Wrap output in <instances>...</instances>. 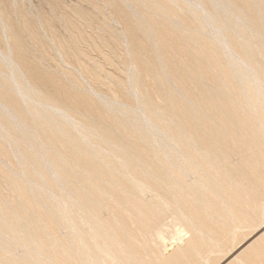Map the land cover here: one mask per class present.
Wrapping results in <instances>:
<instances>
[{
	"label": "rangeland",
	"instance_id": "1",
	"mask_svg": "<svg viewBox=\"0 0 264 264\" xmlns=\"http://www.w3.org/2000/svg\"><path fill=\"white\" fill-rule=\"evenodd\" d=\"M8 1H5L4 4V0H0V62L7 67L4 73L5 77H8L11 72L19 73L20 77L24 79L26 87H31L32 91L37 93L33 102L41 104L43 102L40 100L47 101L52 109H55L53 106L62 108L66 113L61 111L68 116L67 119L73 126H78L77 123L80 122L101 125L103 128L100 134L107 133L111 139L118 143L123 140L125 145L131 147V155L134 157L142 155L144 160L151 162V167L154 164L159 168L161 166V161H153V164L152 157L158 151L154 142L158 141L161 149L166 150L169 140L163 142L166 146L160 142L167 140L164 135H170L173 138L175 135L177 136L178 140L174 143L176 145L171 146V153L178 154L179 151L189 157L197 155L195 147L182 148V140L191 137L192 132L197 128L192 123L186 125L188 120L179 118L178 109L185 105L194 113L204 112L206 120H213L210 117L211 113L205 112L207 105L195 101L193 99L196 98L194 92V97L187 99L185 92H190V88L198 90L197 93L203 88L211 91L221 89L220 73H213L211 81L206 83L202 82L200 74L195 72L193 63L196 50L191 45L195 39V34L191 31L195 26L193 24L191 28L188 26L189 24L186 25V22H182L188 17L200 14L204 9L202 4L199 7L196 0H177L182 6V9L180 6L179 9L176 5L171 4L172 0H162V5L171 4L168 10H175L173 14L171 11V13L166 11L167 15L174 16L170 19L171 21L169 20L171 25L166 24V20L163 18L156 16H152L150 21H155V26L164 27L163 31L168 32L169 29H172L176 31V34L171 36L164 31L160 37L153 38L155 32L152 36L150 35L154 29L150 28L149 24L142 22V27L136 26L139 23L138 19L140 20L136 14L142 12L138 11L137 13V10L145 11V1L147 0H136L140 9L136 8L134 4L127 5L124 0H53L58 7L55 11L53 10L54 12L51 11V5L46 0ZM9 3L11 7L15 5L14 9L22 7L23 10L4 11L3 5ZM263 6H257L256 3L251 4V8H257L264 21ZM216 7H220L219 3L216 4ZM183 8L188 9L187 12L190 13H187ZM131 15L133 19H129ZM206 17L210 18L208 15ZM211 18L217 20V24L222 28L226 27L229 22L224 16ZM247 19V17L238 19L237 26H242L244 20L246 25ZM262 20L248 27L247 34L253 37ZM201 22L205 23L202 20ZM204 25L206 26V24ZM205 36L212 44H215L218 39L221 42L220 45H225L224 38L218 33H206ZM156 39L163 52V58L154 52ZM225 40L226 43L229 42L228 37ZM188 44L190 46H187ZM186 46L189 47L188 54L190 56H187ZM251 46L243 49L242 54L240 53L238 56H246L245 54L252 50L259 51L264 47V38H255V42ZM219 51V48L215 47V50L213 49L211 52L217 55ZM183 52L186 54H182ZM259 56L256 64L264 62V54L260 53ZM227 58L219 56L218 63L223 65ZM163 61L165 65L160 64ZM254 65V63L248 64L244 69L245 72L249 73ZM236 70V66H230L226 72L232 75ZM182 71L187 74L186 78H188L191 87H180L175 79L168 81L170 73ZM161 80L163 85L160 83ZM159 85L163 86L166 92L175 95L176 99L169 100L165 94H156L155 89ZM27 97L32 99L29 94ZM145 100L148 101V106H145ZM214 105L216 108L221 107V103ZM102 110L110 112L109 115L106 113L104 118ZM152 111L158 115L159 119L151 118ZM134 114L139 115V119H135ZM14 117L17 118L16 115L12 116L13 119H15ZM9 118L6 117V120L0 123V210L9 211L11 214L5 216L4 219H7L5 222L3 218H0V223H2L1 220L4 222V225H2L3 223L0 225L4 230L12 232L21 224H34L42 234H47V238L37 242L40 244L39 246L29 241L26 235L24 237L21 235L22 238L19 235L20 241L18 238H12L14 244L10 243L12 246H9L7 253L0 260L4 261L8 257L23 258L22 253L28 248L40 247L44 251L45 247H49V244L56 242L59 237L61 240H65L64 243L67 245L79 238L82 240L86 236L89 238L94 233L92 231L93 224L91 227L83 228V232L79 233L75 230L79 227V225H75L78 222L71 221L69 215H66L63 221L56 218L57 209L49 207V202L55 204L52 191L63 192L66 188L64 183H55L49 179L44 183L35 181L36 184L31 189L29 180L25 178L28 182L24 181V175V177H28L29 174L36 171V163L41 161L37 156L39 151L29 156L26 152L22 153V150L27 148V141H20L17 133L11 130L1 129V125H7L6 122H13ZM119 120H122L125 127L120 125L121 123L119 124ZM218 121V124H214L213 131L223 126L224 121ZM69 122L68 124L66 122V125H72ZM147 125H155L156 129L153 131ZM185 128H188V131ZM125 129L128 130V134ZM140 131L146 134L148 144L138 135ZM249 144H240L241 148L235 151L230 150L231 152L225 157L216 160L218 163L215 167L223 170L225 174L224 184L229 177H237L239 183L224 185V188L217 189L215 197H212L215 199L214 201H205L202 198L196 201L197 205L195 206L198 207V214L202 221L195 220L191 223L190 219L184 220L179 212H174L173 206L163 205L165 215L163 214L157 224L149 225L148 248L141 260L151 264L156 257L161 264H230L236 256L241 255L246 248L264 236V186H261L264 183V174L255 171L251 155L252 151L258 147L255 145L250 147ZM12 145H15L17 152H13ZM228 147L229 145L225 148L228 149ZM118 148L119 146H116V150ZM225 148L224 143L215 145L211 148V154L224 151ZM258 161L255 162L257 169L263 167L264 157L259 156ZM166 162L171 161L168 159L163 164ZM43 167L47 170V174L52 172L50 164L48 166L43 164ZM139 169H141L139 160L133 159L120 172L129 173ZM220 170H211L209 175L213 177L221 175ZM74 173V171L68 172L69 176ZM205 173H208V170L201 168L185 171L183 176L174 174L175 177H173V175L170 176L165 174V171H161L158 174L164 180L160 177L161 181L158 180L164 187H169L171 184H175L177 187L192 186V183L196 181L195 176H202ZM76 174L79 176L80 173ZM46 176L48 177V175ZM19 189H23L25 197L19 194ZM143 189V196L138 195L134 203L146 204L151 200H156V195L153 197L148 188ZM173 191L182 194L186 192L176 189ZM163 195L167 196L163 191L160 192V196ZM160 196L159 198H161ZM68 198L69 196L64 198L65 200L57 201L59 210L60 208L68 209L66 203ZM216 198L224 199V203ZM229 199L236 202L237 206L233 207L232 203L229 204L227 202ZM124 205L119 208H125ZM56 208L58 207L56 206ZM105 211L104 215L99 214L102 220L110 215L109 210L106 211L107 213ZM42 212H46L52 221L40 220L39 216ZM90 216L91 214L87 220L94 219V228L101 227L99 224L104 225L105 220L110 219L108 216L103 222L99 216L98 219L96 217L92 219ZM97 221L100 223L98 224ZM50 227H52V230L50 229L52 234L47 232ZM53 230L56 234L58 233V236ZM71 232H74V235H69ZM54 236L57 237V240ZM60 238L59 242L63 243ZM10 240L11 238L9 242L12 241ZM1 241L3 240L1 239ZM6 241L8 240L6 239ZM97 242L100 243L101 239H98ZM93 243H88V246ZM117 246L115 245L116 249H118ZM119 249H122L121 245ZM93 252L99 254L98 258L82 257L84 264H121L115 261L113 253L106 248L96 247ZM58 254L56 252V255ZM65 257L63 255V258ZM24 258L29 262L32 256L27 255ZM179 261L181 262L179 263ZM128 262L130 263L132 260H128ZM260 264H264V262Z\"/></svg>",
	"mask_w": 264,
	"mask_h": 264
},
{
	"label": "bare ground",
	"instance_id": "2",
	"mask_svg": "<svg viewBox=\"0 0 264 264\" xmlns=\"http://www.w3.org/2000/svg\"><path fill=\"white\" fill-rule=\"evenodd\" d=\"M5 1H8V0H4V4H5ZM46 1H48L50 3L51 8H52L51 11H53V10L55 11L58 8L56 5L57 3L55 4L53 0H46ZM124 1L127 3V5L128 4L129 5L134 4L135 7L138 8V4H137L136 0H124ZM208 1L210 4L209 6H212V8H220L221 11L220 12H216V11L212 12V11L206 10V9L204 11V9H203L202 12L200 13L201 15L198 14L194 18L188 17L186 19V21L182 20L183 23L186 22L185 23L186 25L189 24L188 26H191V25H193V19H195V20H197L196 22L201 23L203 26H205L204 24H206V26H205L206 29H204V30H206L205 32L207 34L218 33L219 35H221L224 38L225 45H220L221 42L218 39H216L217 40L216 43L213 44L214 50H215V47H218L220 50V53H221L220 56L222 55L226 58L227 57H229V58H227L224 61L225 65L219 64L220 66L219 65L215 66L212 64L214 67L212 68V70L210 69V72L208 74L210 75L211 71L214 72L215 74L220 73V78L222 79L223 74L227 73L226 69H228L230 66H236L237 68L239 67L238 70L240 69L243 71H245L244 69H246L247 68L246 66H248V64H250V63H254L255 64L254 67L258 66L259 64H256V62H258V60H259L260 53L264 54V47L260 48L259 51H255L254 54L249 52L250 54H248L246 56H238V55H240V52L242 50L240 51L239 48H238V50H236V48H234V47H237L240 44L241 46L244 45L243 49L250 48V47H252L251 45L255 42V38H258L259 36L261 39L264 38V34H261V33L260 34L255 33L256 35H254L253 37L250 36L249 34H247V32H246L247 26H245V20L243 21L242 26H240V25L237 26V20L238 19H244V17H247L244 15L245 13H248L247 14L248 18L256 19V21L262 20V19H259V12H258L257 8L256 9H254V7L251 8V4L256 3L257 6H263L264 0H224V3H222V0H219V1L208 0ZM145 2H146L145 8L147 11L145 10L146 11L145 12L144 10H141L140 7L138 8L140 10H137V13H138V11H142V12L139 14H136V17L140 18V20L138 19L137 22H139V23H137L138 25H136V26L142 27L143 25H141V23L146 22L147 24H149L148 26L150 28L154 29V31L150 33L151 36L154 34V32L160 31V33H162L165 31V30L163 31L164 27L155 26L154 25L155 21H152V20L150 21V19L153 18L152 16L163 18L164 20H166V24L171 25L170 19L174 18V16H172V14L175 12V10H172V11L168 10L170 8L169 5L173 4V5H176L178 8H179V6H180V8L182 7L181 4H179L177 0H174V1L172 0L171 4H168V5L167 4L162 5L161 4L162 0H147ZM243 2H246V4H244L245 5L244 6L245 7L244 13L242 15H238V14L234 13V15H233L232 14V11L234 10L233 8H236V6H238V5H243ZM196 3L199 4V7L201 4L203 6L202 0H196ZM218 3H219L220 7H216V4H218ZM12 5H13V3H12ZM14 6L11 7L10 3H9L7 5H3V9H4V11H6V10H8V11L9 10L10 11L15 10L16 11L17 7H15L16 9H14ZM213 6H215V7H213ZM221 6H224L223 7L224 9H221L222 8ZM184 8H186V7H184ZM203 8H204V6H203ZM132 9H133V7H132ZM253 9H254V11H253ZM17 10L21 11V10H23V8L20 7ZM184 10H186V12H187L188 9H184ZM184 10H183V12H185ZM8 11H7V13H8ZM166 11H168L167 13L172 12V14L167 15ZM149 12H151V13H149ZM150 15H151V17H150ZM207 15L210 16V18L206 17ZM216 16L217 17L224 16L227 18V20L229 22L227 23L226 27H224V30L228 29L230 31V33L224 34V31L222 30V28L217 24V22H216L217 20H214L213 18H211V17H216ZM131 17L129 19H133L132 15H131ZM201 20L204 21L205 23L203 24L201 22ZM262 23H264L263 20H262ZM191 28H192V26H191ZM247 35H248V38H246L245 43L241 44L242 40H244L243 36L246 37ZM231 36L233 37V39H231ZM152 37L154 38L155 36L153 35ZM226 37H228V39H229L228 43H226V40H225ZM156 44L159 47L158 49H160L159 43H157V39H156ZM233 45H235V46H233ZM187 46H190V45L188 44ZM187 46L185 48H186V53L188 54L189 47H187ZM158 49L154 44V52L156 54H159ZM212 50L213 49L211 46H209V48L207 49V51H212ZM186 53L183 52L182 54H186ZM256 54H257V58L255 57ZM187 56H190V54H188ZM159 57L163 58V56H159ZM196 58H198V57H196ZM214 60L216 62H218V58L216 56H214L213 60L207 59L206 62H209V64H210L211 62L213 63ZM160 64L165 65V62L164 61L160 62ZM262 64H263V68L261 69L260 74H261V76H264V62ZM5 69H7V67L3 66L2 63L0 62V123L5 121L6 117H10L9 119H12L13 122H10V123L6 122L7 125H1V129L4 130L6 128L8 130H11V131L17 133L20 141H23V140L27 141V148L25 150H22V153L26 152L27 156H29L30 154H32L36 151L44 149V146H43L44 136H42L41 129H39L37 126L41 125L43 128H47L48 125H56L55 121H57V120H60V122L62 124H66V122L68 124V122H69L67 119L68 116L65 114L66 112L58 106H53V107H55V109H52V106L47 101L40 100L41 102H43L41 104L33 102L32 100L36 99L37 93H35V91H32L31 87H29V88H28V86L26 87V85L23 81L24 79H22L20 77L19 73L15 74V73L11 72V74H9L8 77H5L4 76ZM256 74L257 73H254V71H252V73L250 71L249 74H246L249 76L248 79H250V81H251V85L246 91H244V90L239 91L240 89L237 90L235 86L233 87L232 85H229V81H227V79L229 78V76H228L229 74H224V79H222L223 81L220 80L221 88L224 85V87H223L225 90L224 92L228 93L229 96H232L235 98L237 97L235 102H230V104H228V105L230 107H232V105L233 106L238 105L241 108H246V110L250 111L253 114L252 117L250 116V121L247 122L245 125L241 126V131L245 132L248 135V137H246L244 139L241 138L240 139L241 141H239L237 137H234V139L232 137H227L226 140L229 143H226V141L221 142V143H224V148L228 144H231V146L236 150L241 148L240 144H244V143H246V144L250 143L248 145L250 147H252L254 145H255V147H258L257 149L252 151L251 158H252V161L254 163L255 171L257 170V171L262 172V174H264V164H262L263 167H261L259 169H257L258 167L256 165V163L259 162L258 157L259 156L264 157V83L261 81L258 82V77H257L258 75H256ZM186 75L187 74L184 75L183 72H182L181 76L177 75L176 72H172L169 75L168 81L175 79L179 83L180 87H183V86L184 87H188V86L191 87V85H189L190 82L187 80L188 78H186ZM178 76H180V78ZM201 77H203V73H200V78ZM243 78L241 80H243ZM210 81H211V79L208 77V78H206V80H203L202 82L209 83ZM160 83H161V85H163L162 80ZM161 85H159L158 88L155 89L156 94H158V95L159 94H165L167 96V99H169V100L172 98L176 99L175 95H173L172 93L166 92V90H164L163 86H161ZM226 88H227V90H226ZM253 90L255 92H252V93H255V96H256L254 103L252 101L251 102L246 101L247 95H249V92H251ZM189 91L190 92H185L187 99L188 98L191 99L193 96V92H194V96L196 98H193V99L195 101H197L198 103H204V101L202 100L201 92L197 93L198 90L195 91L192 88H190ZM28 94L31 96L32 99L27 97ZM244 96H245V98H244ZM9 98H11L10 102L8 101ZM67 99L69 100V97ZM70 99H72V98H70ZM198 99H199V101H198ZM241 99H244V101H243L244 103L241 102ZM70 102L73 103L71 100H70ZM218 103H222V102L220 100H216V102H214L213 104H218ZM145 106H148V101H146V100H145ZM214 106H216V105L207 104V106L205 107V112L206 111L210 112L211 113L210 117H212L213 120L207 119L206 122L205 121L203 122L204 125H199V127H197L196 118H198V117L204 118V117L200 116L198 113L197 114L192 113V114H189V116L184 117V119L186 118V120H188V123L186 125H188L189 123H190V125H191V123L195 124L194 126L199 129L198 131H202L204 133L211 134L213 131L214 124L215 123L218 124V122H219L218 120L224 121L223 120L225 118L224 116H226L225 114L223 115V117H220V115H217V111H215V109H217V110H219V109L214 107ZM221 106H222V104H221ZM180 107L182 108L183 106H180ZM184 107L186 108L185 105H184ZM57 109H58V111H57ZM61 110H63V112H65V113H63ZM259 110H261L260 113H259ZM102 111H103L102 114L104 113L103 114L104 118H105L106 113L108 115L110 113V112H106L105 110H102ZM152 113H153L151 116L152 119H159L157 114H154L153 111H152ZM200 113L203 114L204 112H200ZM40 114L49 115V117H48L49 121H46L44 119V122H42V121L36 122L35 120L38 119V117H40ZM56 114H58V115H56ZM230 114H232V113L230 112ZM15 115L17 116V118L14 117L15 119H13L12 116H15ZM177 115H179V118L182 117L179 113H177ZM227 115H229V114H227ZM203 116H205V114ZM207 116H208V114H207ZM139 117H140L139 115L134 114L135 119H139ZM69 124H72V123L69 122ZM119 124L123 125L124 123L122 122V120L121 121L119 120ZM26 125H29V126L25 127ZM77 125L78 126H73V124H72V125H68V127L70 128V130L72 131V134L74 136H77L78 138H80V140H85L84 143L87 144V149L92 150L93 144L96 145V148H94L93 150L95 152H97V159H99V160L100 159L101 160L108 159L110 161H114L115 163L118 162V158H116L114 156V153H113L116 150V146H119L118 142L112 141V142H110L109 146L104 145V144L102 145V141L99 138H97L98 135L100 136L101 130L103 128L101 125H100V127L96 126V125H86L85 126V125H83V122L77 123ZM147 126H149L151 128V130H153V131H154V129H156L155 125H147ZM63 127H65V125ZM188 128L187 129L185 128V129L188 131ZM88 131H90L92 134H95L96 136L95 137L91 136L88 138V136L86 135V133ZM127 131L128 130L125 129L126 134L129 133ZM192 133H193L192 135H194V132H192ZM138 135H140V137L143 138V139L142 138L141 139L144 140V142L148 144L147 136L143 131H140L138 133ZM164 136L167 137V140H165V141L161 140L160 142L161 143L168 142V140H169L168 145L170 144V146H168V145L166 146L163 143L166 146V150H164V149H161L160 144L157 143L158 141L154 142L156 145V148H158V151L156 154H159V155H157L158 157H156L155 156L156 154H155L152 157L153 158V160H152L153 164H154L153 161H159V162L161 161L162 162V163L160 162V165H161L160 168H159V166H156L155 164L153 167H151L150 166L151 162H148L145 160V161H140L141 163H139L141 168L144 167L143 171H137V174L130 173V172L129 173H122L121 172L122 175H125L124 177L128 178L130 182H132L136 185H140L141 189H140V192L138 193L139 196H143L142 195L144 193L143 190H145L143 188H148V190H150L152 192L151 194L153 195V197L156 195V200L149 201L148 203H146V206L143 204H139L140 207H138V205L136 203H134L135 200L132 202L133 204L132 203H125V202L124 203H120V202L109 203L108 202L109 204H107L105 206H98V203H97L96 206H98V207L90 208L91 209L90 214L92 216V219L95 217L97 218L100 213H102V215H104L103 212L105 210L110 211V215L106 214L109 216L110 219H108V221L105 220L108 218V216L105 219L103 218V220H105L104 225L102 223L99 224L100 222L98 223V221H97V223L101 227L94 228L95 227L94 219L90 220V221L87 220L90 214L83 216V214L79 211L78 206H75V204H74V202L79 203L82 201L81 198L76 197L74 195V190H75L74 179L75 178L62 181L65 184L66 188L64 189L63 192L52 191V194H53L52 197H54L55 204L54 203L51 204V202L49 204L50 206L56 205L58 207V208H56L55 206L52 207L55 210L57 209L55 212L56 218L63 221V219L66 217V215H69L71 218L70 219L71 221H73L75 223L78 222V224H75V225H79V227L76 228L75 230L79 231V233L83 232V228H87L88 226L91 227L93 224L94 226H92V231H94V233L92 235H90L89 238L87 236L86 237L84 236L85 238H83V240L81 238H79V240H75V242L72 241V243L69 241L70 242L69 245L65 244L64 243L65 240H61V238L59 237L60 240L64 244L60 243L59 238L57 240L56 239L57 237L54 236V238L57 241L54 240L56 242H53L51 245L49 244V247L48 246H47L48 248L45 247L44 251L41 250L40 247H36L33 249L28 248V249H25L24 252L22 253L23 258L8 257V259L6 258V260H4V261L0 260V264H7V263L15 264L16 261H18V264L19 263L20 264H46V263H52V264H84L82 257L90 256L88 258H95V259H96V257L98 258L99 254L93 252L96 247L99 249L106 248L108 251L112 252L113 255L115 256V261H117L121 264L122 263L123 264H149L150 262L147 263V262L141 260L142 255H144V252L148 248V243H147L148 234H149L148 228H149L150 224H157L159 222V220L163 217V214L165 211L163 208V205L173 206L174 212H179L184 220L190 219L191 223L194 222L195 220L202 221V219H200V215L198 214V210H197L198 207L195 206V205H197L196 201L201 199V198L205 201H210V200L214 201L215 199L212 197H215L214 195H215V191L217 189L224 188V185L225 186L234 185V184L236 185L239 183V181L236 179L237 177L230 178L227 175L229 178L226 180V183L224 184L223 178H224L225 174H224L223 170H220V169L215 167V165L218 163V161H216V160L211 161L210 156L207 153H203L204 159H202L199 162L197 161L198 167H196L195 170L205 168V170H208V173H205L202 176H195L196 181L192 183V186L187 185L186 188L177 187L175 184H171L169 187L168 186L167 187L162 186V183H160V181H161V179L162 180H164V179H163V177H161L158 174V172L165 171V174H169L170 176L173 175V177H175L174 174L183 176L185 171H188V170H186L187 169V165L185 164L186 160H189V159L191 160V157H189V155L186 156V155L180 153L179 151H178V154L170 152V150H172L171 146L176 145L174 143H176V140H178L176 135L174 136V138L171 137L170 135H164ZM185 140H186L187 144H185V146H182V148H185V147L194 148L195 147L196 151H197V155L200 154L199 152H201V149L206 148V147H203L204 145L198 140L193 141V140H190L189 138H186ZM31 142H32V144H29ZM215 145L217 146V145H219V143H216V142L212 143L210 148H208L207 151H210L211 148L215 147ZM12 147H13V152H15V151L17 152L15 145H12ZM229 152H231L230 149L225 148L224 149V157ZM37 154H39V152ZM14 155H15V153H14ZM128 155L131 156V153L129 152ZM220 158H223V156H221ZM168 159L171 162H166V164H163L165 161H168ZM163 160H165V161L163 162ZM31 162H33V161H31ZM175 162H177L176 163L177 165L174 164ZM33 163H35V162H33ZM192 164H194V163H192ZM36 165H38V167H39V162H38V164L36 163ZM48 165L49 164L46 162L45 166H48ZM194 165L197 166L196 164H194ZM125 166H127V164L121 162V164L117 168L118 171H121ZM154 167H156V169L158 168L157 172L153 170ZM82 170L85 171V169H82ZM82 170L78 167V169L77 168L74 169V172L75 173H81ZM211 170H215V171L220 170L221 175L213 177V176L209 175V172ZM46 171L47 170H45V168H43L42 170L41 169L38 170V172H37V170L33 171L31 174L28 175V177L27 176L24 177L25 176L24 175L23 179H24V181H26V183L28 181L25 180V178L29 180L28 183L32 189V186H35V184H36L35 181H37L39 183L40 182L44 183L47 180V179H45V177H44V179L40 178V177L38 178V176H39L38 173H42L43 175H48V176H50V178L55 174V173L54 174L53 173L47 174ZM118 171H116V172H118ZM158 179H160V181ZM55 180H53V181H55ZM178 182H180V181H178ZM55 183H60V182L58 180H56ZM203 183H204V185H203ZM261 186H264V183ZM79 187L85 189V187L83 185H80ZM16 188H17V186H16ZM96 188H98V186ZM175 189L178 191H184V192L186 191V192L184 194L179 193V192H174L173 190H175ZM162 191H163V193H166L167 196L163 195L161 197L160 192L162 193ZM187 192H189L190 194ZM26 193H28V192L26 191ZM19 194L23 195L25 197V195L23 193V189H21V190L19 189ZM69 195L72 196L73 198H75V200H73L71 202H69V201L66 202L68 209H66V208L61 209L60 208V210H59V206L57 205V201L63 200L64 198L68 197ZM159 196L161 198H159ZM94 197L97 198L98 201H102L101 199L104 198L102 195L94 196ZM157 198H159V199H157ZM166 199H168V200L166 201ZM216 199H218L222 203H224V199H222V198L221 199L216 198ZM184 201H185V203H188L191 206V207H189V210L186 207H185L186 210L183 207H181V205L184 204ZM95 202H96V200H95ZM227 202L229 204L232 203L231 205L233 207L237 206V203L234 202L233 200L229 199V201H227ZM123 204H125L124 206H126V207L125 208H119L120 206H123ZM141 205L144 206V208H141ZM232 206H229V207L232 208ZM10 214L11 213L9 211L5 212V211L0 210V218L4 219L5 216H9ZM151 214L157 216L156 217L157 219L156 218H155L156 220L153 219ZM39 217L40 218L42 217L40 220H43V221L51 220L50 216H47L46 212L40 213ZM100 217H101V215L99 216V218ZM118 217H120V219ZM6 220L7 219H4V222ZM100 220L103 221L101 218H100ZM123 221H126L127 225H123ZM1 222L3 224L2 223H0V224L4 225V222L2 220H1ZM2 225H0V226H2ZM66 226H64V227H66ZM205 227L208 228L207 226H205ZM51 228L52 227H50L48 229L49 231L47 230V232H50ZM1 229H2V231H4V228H1ZM4 232H5V235L0 234V258L7 253L8 249L10 248L9 246L10 245L12 246V244H14L12 238H18V240H19V236H16L13 232H7V231H4ZM30 232H33L34 237H32V238H34V239H31L30 234L27 232L25 234H23L22 236L24 237L26 235L29 238V241H32L36 244H38L37 242H40L44 238H47V234L46 235L42 234L41 232H39V230L37 228L36 229L34 228V231H30ZM55 234H56V232H55ZM57 234H56V236H58ZM69 235H74V232H71V234H69ZM195 235H197V234H195ZM22 236H21V238H22ZM10 238L12 240V241L10 240L11 242H9ZM93 238H94V240H93ZM1 239L3 241H1ZM6 239L8 241H6ZM95 239H97V240L101 239V242L98 243L97 240H95ZM15 241H16V239L14 240V242ZM57 242H59L60 244L59 243L57 244ZM90 242H94V243H93V245L89 244V246H88V243H90ZM10 243H12V244H10ZM39 245L40 244H38V246ZM115 245L116 246L118 245L117 246L118 249H116ZM120 245H121L122 249H119ZM243 248H246V247H243ZM56 252L59 254L56 255ZM152 254L154 255V253H152ZM27 255H29V257L32 256V259L29 260V262L25 261V258H24V257H27ZM60 255H62V256H60ZM63 255H65L67 258L66 257L63 258ZM100 257L102 258L103 256H100ZM154 259L155 260L152 261L151 264H161V262L157 261L156 257ZM128 260H132V262L129 263ZM180 262L181 261H179V263ZM261 262H264V236H262L256 243H254L251 246H249L248 248H246L245 252H243L241 255H239L238 257L236 256L235 259L233 260V262H231L230 264H260Z\"/></svg>",
	"mask_w": 264,
	"mask_h": 264
},
{
	"label": "water",
	"instance_id": "3",
	"mask_svg": "<svg viewBox=\"0 0 264 264\" xmlns=\"http://www.w3.org/2000/svg\"><path fill=\"white\" fill-rule=\"evenodd\" d=\"M202 2H203L204 9H206V10H210L212 12H215V11L220 12L221 11L220 8H212V6H209L210 4H209L208 0H202ZM244 4H246V2H243V5H240L241 7H239V8L238 7L233 8L234 10H233L232 14L234 15V13H236L238 15H242L245 11V9H244L245 5ZM221 7H222L221 9H224L223 8L224 6H221ZM253 11H254V9H253ZM247 14L248 13H245L244 15L247 16V18H248ZM259 19H261L260 15H259ZM184 21H186V20H184ZM196 21L197 20L193 19V24L195 27H193L191 33L195 34V39L193 40L191 45H192L193 49L196 50V57H198V58H196V57L194 58L193 66H194L195 72H197V74L203 73V77H201V81H203V80H206V78H208V77L211 79V75L214 72L211 71V73L209 75L208 73L210 72V69L212 70V68L214 67L213 65H215V66L219 65V63L216 62L215 60L213 63L211 62L210 64H209V62H206V60L207 59L213 60L214 56H216L218 58L221 53L219 51V53L216 55V54H213L211 51H207L209 46H211L212 49H214V45L211 42H209V40H207V38H205L206 37L205 36L206 30H204V29H206L205 26H203L201 23H198ZM257 22H258V20L256 21V19L248 18L246 25H245V26H247L246 32H247L248 27L252 26L253 24H255ZM222 30L224 31V34L230 33V31L228 29L224 30V28H222ZM158 32L159 31L155 32V37H158V36L160 37L161 33H158ZM166 33L168 35L174 36L176 34V31L169 29V31ZM256 33L257 34H260V33L264 34V23L261 22V24L256 29ZM246 38H248V35L246 37L243 36L244 40H242L241 44L245 43ZM231 39H233V37H231ZM155 46L157 47V49L159 48L156 43H155ZM233 46H235V45H233ZM243 47H244V45L241 46L239 44L237 47H234V48H236V50H238V48H239V50L241 51V50H243ZM158 51H159V54L162 56L163 52L160 49H158ZM250 52L253 54L255 53L253 50ZM248 54H250V53H247L245 55H248ZM255 57L257 58V54ZM258 64H259L258 66L252 68L251 73H252V71H254V73H257L256 75H258L257 76L258 82L261 81L264 83V76H261V74H260V71L263 68V64L262 63H258ZM223 65H225V64H223ZM238 68L234 74L228 75L229 78L227 79V81H229V85H232L233 87L235 86L237 90L240 89L239 91H243V90L246 91L251 85V81H250V79H248L249 76L246 75V74H249L250 72L247 73L243 70H240V69L238 70ZM182 72L177 73V75L181 76ZM183 74L185 75V73H183ZM224 74H227V73H224ZM224 74H223L222 79H224ZM180 76H178V77L180 78ZM242 78H243V80H241ZM222 79L220 78V80H222ZM223 87H224V85H223ZM223 87L221 89H219L218 91H211V90L204 89V88L200 91L201 96H202V100L204 101V103L206 105L207 104L214 105L213 103L216 102V100H220L222 102L221 103L222 106L220 108H218L219 110L215 109V111H217V115H220V117H223L224 114L226 116H224L225 118L223 119L224 120L223 126L219 129H217L216 131L212 132L211 134L204 133L202 131H198L199 129L197 128L194 131V135L189 137L190 140L200 141L204 145L203 147H206V148L201 149V152H199L200 153L199 155L195 154L194 156H191V160L190 159L186 160V163H185L187 165L186 170L192 171L193 169L198 167L197 161L199 162L202 159H204L203 153H207L210 156L211 161L217 160L221 156H224V151H220L216 154H211V150L207 151L208 148H210L212 143L216 142V143L221 144V142H224V141H226V143H229L226 140L227 137H232L233 139H234V137H237L239 141H241L240 140L241 138L244 139V138L248 137V135L245 132L241 131V126L245 125L247 122H249L250 116L252 117L253 114L250 111L246 110V108H241L238 105H235V106L232 105V107H230L228 104H230V102H235L237 97L235 98V97L229 96L228 93L224 92L225 90ZM226 90H227V88H226ZM252 92H255V91L253 90V91L249 92V95H247V97H246V101H249V102L252 101L254 103L256 96H255V93H252ZM244 98H245V96H244ZM10 100H11V98H9L8 101L10 102ZM243 101H244V99H241L242 103H244ZM182 108L180 107L178 109V113L182 116L181 118H184L185 116H189V114H192V113L193 114L198 113L200 116L204 117L203 114H201L200 112L194 113L189 108H187V107L185 108L184 106ZM230 112L233 115L230 114ZM260 112H261V110H259V113ZM226 113L229 115H227ZM48 117H49V115H47V114H45V115L40 114V117H38V119H36L35 121L36 122H38V121L44 122V119L46 121H49ZM204 121L206 122L205 117L204 118H200V117L196 118L197 127H199V125H204L203 124ZM55 122H56V125H48L47 128H43L41 125L37 126L39 129H41L42 136H44V141H43L44 149H42V150L38 149L39 154H37V156L40 157L41 161L39 162V167H38V165H36V170H37V172L40 169L42 170L44 168L43 164H45L47 162L48 164H50L52 166V172L51 173H53V174L55 173L51 178H50V176L47 177L46 175H43L42 173H38V175H39L38 178L40 177V178L44 179V177H45V179H47V180L49 179L52 182H53V180L56 179L60 183H63L62 181H65V180L75 178L74 179V186H75L74 195L76 197L81 198L82 201L79 203L74 202V204H75V206H78L79 211L83 214V216L90 214V212H91L90 208L98 207V206H105L111 202L112 203H114V202L132 203L136 199V197L139 195L138 193L140 192V189H141L140 185H136V184L130 182L129 179L124 177L125 175H122V173L120 171H118L117 168L119 167L121 162L125 163V164H129L132 162L133 159H138L139 163H141L140 161H145L144 157L142 155H140L138 157H134L133 155L129 156L128 153L130 152L131 147L125 145L123 143V140L122 141L120 140L118 143L119 144L118 150H115V152H113L114 156L116 158H118V162L115 163L114 161H110L108 159H104V160L100 159L99 160V159H97V152H95L93 150L94 148H96V145L93 144L92 150L87 149V144L84 143L85 140H80V138H78L77 136H74L72 134V131L68 127V125L62 124L60 122V120H57ZM62 125L63 126L65 125V127L67 129L65 127H63ZM83 125H85V126L90 125V123L89 122H83ZM87 133H86V135L88 136V138L91 136H94V137L96 136L95 134H92L90 131H88ZM97 138H99L102 141V145L104 144V145L109 146L110 142L115 141V140L111 139V137L107 133H102V134H100V136L98 135ZM29 144H32V142ZM185 144H187L186 140H182L181 145L185 146ZM228 145H229L228 149H230L232 151L236 150L231 146V144H228ZM137 147L139 148V145H137ZM157 155H159V154H156L155 156L158 157ZM192 163L196 164L197 166H195ZM37 164H38V162H37ZM78 167L81 170L85 169V171H83V170H82V172L80 171L81 173L79 174V176L76 173L71 174L69 176L68 172L74 171V169H76V168L78 169ZM157 169H156V167L153 168V170L156 172H157ZM143 170H144V167L139 169V170H132L130 173L137 174V171H143ZM116 171H118V172H116ZM80 185H83L85 187V189L80 188L79 187ZM97 186H98V188H96ZM183 188H186V186H183ZM99 195H102L104 197L101 199L102 201H98V199L94 197V196H99ZM94 199L96 200V202ZM73 200H75V198H73L72 196L69 195L68 201L71 202ZM167 200L168 199H166V201ZM97 203H98V206H96ZM49 204H50V202H49ZM137 205H138V207H140L139 204H137ZM143 205L146 206L145 203H143ZM53 206L56 207V205H53ZM49 207H50V205H49ZM181 207H183L184 209L186 207L189 210V207H191V206L188 203H185V201H184V204H182ZM141 208H144V206L141 205ZM47 216H49V215L47 214ZM151 216L153 217V219H155L157 217L153 214H151ZM118 218L120 219V217H118ZM123 225H127V222L123 221ZM33 227L36 229L34 224H32V225L31 224H27V225L21 224L19 227L15 228L12 232L16 236L23 235L27 232L30 234V238L34 239V238H32V237H34L33 232H30V231H34ZM1 228H3V227H1ZM1 228H0V234L5 235L4 231H6V230L2 231ZM15 264H18V261H16Z\"/></svg>",
	"mask_w": 264,
	"mask_h": 264
}]
</instances>
